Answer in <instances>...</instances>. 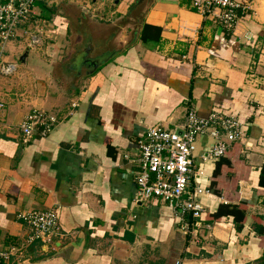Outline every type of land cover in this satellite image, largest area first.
I'll list each match as a JSON object with an SVG mask.
<instances>
[{
    "label": "crops",
    "instance_id": "1",
    "mask_svg": "<svg viewBox=\"0 0 264 264\" xmlns=\"http://www.w3.org/2000/svg\"><path fill=\"white\" fill-rule=\"evenodd\" d=\"M234 1L246 10L226 32L190 0H35L2 56L16 66L0 75L7 264H256L264 257V0ZM144 25L158 40L141 42ZM190 108L201 118L236 116L243 138L210 159L213 140L198 137L193 183L208 193L200 226L185 236L177 209L134 201V174L145 131L179 130ZM33 110L57 123L47 137L23 143L18 126ZM223 204L245 207L240 230L232 217L210 220ZM47 209L57 210L59 233L27 244L31 228L17 215Z\"/></svg>",
    "mask_w": 264,
    "mask_h": 264
},
{
    "label": "built area",
    "instance_id": "2",
    "mask_svg": "<svg viewBox=\"0 0 264 264\" xmlns=\"http://www.w3.org/2000/svg\"><path fill=\"white\" fill-rule=\"evenodd\" d=\"M34 2L0 0L1 76H10L16 71L14 64L2 59L4 47L14 37L19 25L27 20ZM190 8L204 19L210 18L226 32L234 30L239 16L246 10L234 0H190ZM37 40L36 36H31L33 44ZM238 119L222 111H212L208 117L201 118L190 108L179 130H167L159 125L148 128L144 137L136 143L138 169L134 174V201H159L170 209H177L182 234L193 236L204 215L201 196L208 193V190L193 183L199 175L194 165L196 141L200 136H209L213 144L207 151V157H222L231 144L243 138ZM56 123L53 115L41 110L31 111L18 126L23 143L34 137H47ZM17 219L31 228L27 244L45 242L47 237L59 233L56 209L25 211L19 213ZM12 255V250L0 251V264H7Z\"/></svg>",
    "mask_w": 264,
    "mask_h": 264
},
{
    "label": "trees",
    "instance_id": "3",
    "mask_svg": "<svg viewBox=\"0 0 264 264\" xmlns=\"http://www.w3.org/2000/svg\"><path fill=\"white\" fill-rule=\"evenodd\" d=\"M147 29H150V28L147 25H144L143 29L141 31V35H140L141 42L146 44L147 42H151L152 40L153 41L158 40V38L150 37L149 33L147 32L148 31ZM155 29H156V31H159V29H157V28H155ZM228 150H227V152H228ZM227 152L224 155H226ZM259 186L264 188V165L260 169ZM209 191L212 194L219 196V197H221V195H222V193L217 191L212 186L210 187ZM244 208L245 207H243L242 205L223 204L220 206L218 211L212 216V218H210V220L215 221L216 219H220L223 217H225V218L232 217L233 221L235 223L236 229L240 230L242 223L245 220V209ZM256 264H264V257H262Z\"/></svg>",
    "mask_w": 264,
    "mask_h": 264
},
{
    "label": "water",
    "instance_id": "4",
    "mask_svg": "<svg viewBox=\"0 0 264 264\" xmlns=\"http://www.w3.org/2000/svg\"><path fill=\"white\" fill-rule=\"evenodd\" d=\"M23 58H25V55L23 56ZM23 58L21 60H23Z\"/></svg>",
    "mask_w": 264,
    "mask_h": 264
}]
</instances>
